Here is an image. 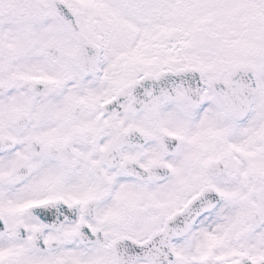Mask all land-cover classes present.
Here are the masks:
<instances>
[{
	"label": "snow or ice",
	"instance_id": "1",
	"mask_svg": "<svg viewBox=\"0 0 264 264\" xmlns=\"http://www.w3.org/2000/svg\"><path fill=\"white\" fill-rule=\"evenodd\" d=\"M0 264H264V0H0Z\"/></svg>",
	"mask_w": 264,
	"mask_h": 264
}]
</instances>
